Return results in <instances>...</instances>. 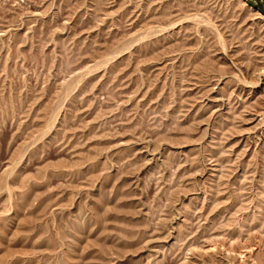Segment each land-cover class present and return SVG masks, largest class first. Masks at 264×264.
<instances>
[{
	"label": "rangeland",
	"instance_id": "374dc122",
	"mask_svg": "<svg viewBox=\"0 0 264 264\" xmlns=\"http://www.w3.org/2000/svg\"><path fill=\"white\" fill-rule=\"evenodd\" d=\"M0 264H264V0H0Z\"/></svg>",
	"mask_w": 264,
	"mask_h": 264
}]
</instances>
